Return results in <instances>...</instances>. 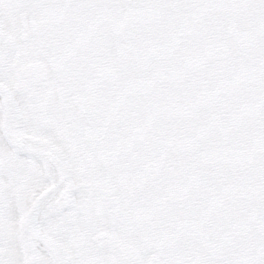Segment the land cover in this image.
<instances>
[{"label":"snow or ice","instance_id":"obj_1","mask_svg":"<svg viewBox=\"0 0 264 264\" xmlns=\"http://www.w3.org/2000/svg\"><path fill=\"white\" fill-rule=\"evenodd\" d=\"M0 264H264V0H0Z\"/></svg>","mask_w":264,"mask_h":264}]
</instances>
